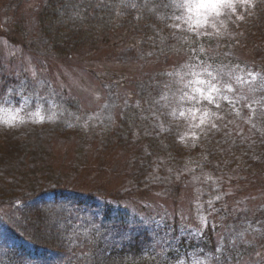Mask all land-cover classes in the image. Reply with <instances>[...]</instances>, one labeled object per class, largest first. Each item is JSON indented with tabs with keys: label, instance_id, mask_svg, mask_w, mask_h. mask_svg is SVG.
I'll return each mask as SVG.
<instances>
[{
	"label": "rangeland",
	"instance_id": "1",
	"mask_svg": "<svg viewBox=\"0 0 264 264\" xmlns=\"http://www.w3.org/2000/svg\"><path fill=\"white\" fill-rule=\"evenodd\" d=\"M37 1L0 0V34L18 41L0 35V257L3 249L17 247L18 235L33 233L34 227L8 214L12 202L27 199L33 201L30 208L41 210L39 215L52 212L58 218L67 212L64 245L56 248L71 254L61 264L77 263L84 240L96 232L98 216L93 226L72 223L83 207L64 202L58 193L73 188V180L90 171L85 159L95 148V137L121 124L122 141L140 153L135 175L103 177L76 188L88 184L99 191L108 181H118L116 199L127 196L160 208H152L144 220L137 206L126 204L131 214L127 225H108L97 253L101 245L117 248L133 237L141 239L138 253L110 263L133 264L136 255L142 264H161L162 256L170 259L165 264H264V42L251 37L259 47L247 57L242 44L246 46V35L252 40L234 26L245 7H256L260 0H250L252 6L237 0L234 12L222 9L206 23L203 16L176 7L184 0H166L163 6L161 0L155 6L156 0L143 6L140 0H129V12L144 27L136 29L142 35L140 49L116 45L118 51L108 50L104 37L93 42L102 43L94 56L82 52L73 59L56 48L59 37L38 35L35 46L30 35L17 37L16 32L26 30L14 28L17 19L27 18L30 4ZM197 19L201 25L189 31L185 21L194 24ZM219 40L227 42L224 53L217 52ZM233 40L241 43L237 53L229 47ZM118 151L107 152L115 158ZM139 175L147 183L137 184ZM29 176L32 180L25 181ZM145 192L149 197H139ZM173 195L178 196L174 206L169 199ZM19 207L27 216V201ZM175 210L179 219L169 223L166 217ZM176 234L189 239L186 249L179 250ZM158 245L164 255L155 252Z\"/></svg>",
	"mask_w": 264,
	"mask_h": 264
},
{
	"label": "trees",
	"instance_id": "2",
	"mask_svg": "<svg viewBox=\"0 0 264 264\" xmlns=\"http://www.w3.org/2000/svg\"><path fill=\"white\" fill-rule=\"evenodd\" d=\"M157 1L160 0L152 2L153 5L156 4ZM146 2V0L139 1L142 6ZM165 3L166 0H161L159 6L165 5ZM30 5L27 11V18L22 17L21 19H17L15 23V29H26L16 32L17 37L25 40L30 35L31 44L34 46L37 45L33 44V42L38 35H43L44 37H59L58 39L61 41L56 48L62 47V51L67 57L71 56L70 59H73L74 55H79L82 52H85L86 56L89 54L94 56L96 50L102 48V43L93 42L96 39L104 37L109 40L104 41L105 43H103V46L113 51L119 50L116 45L121 46V48L131 47L133 49H140V45L142 44V35L138 34L136 29H144V27L142 24L135 21L132 12H129V0H40ZM254 7H245L241 17L236 18L237 21L234 26L237 27L236 29L244 31L245 35L248 34L250 38L252 37L254 40L260 38V40L264 42V0H260V4ZM15 17H17V15H15ZM0 29L3 28L0 27ZM120 29L123 30L121 31ZM0 35L18 44L15 36L7 35L4 32ZM240 36L241 35H239V37ZM88 38L93 41L87 43ZM246 41V46L243 44L242 46L246 48L247 52L244 51L245 55L250 57L252 49H255V47L257 49L259 46L256 45V41H248L247 35ZM226 43L227 42L224 40H219L217 43V52L224 53ZM93 44H95V46H92ZM239 46H241V43L236 44L234 40L229 44L232 50L236 49L234 51L236 53L238 52L237 48ZM187 47L190 49L191 45H187ZM97 60V62H102L100 59ZM106 62H108L107 59ZM255 63L257 67L260 66L259 61H255ZM99 66L101 65L99 64ZM142 66L143 65L140 64V67ZM87 70H90V68H87ZM138 70L139 72L141 71L139 67ZM140 75L143 74L141 73ZM129 91L133 92L132 89H129ZM119 126L122 127L121 124L114 125L112 128L104 131L100 137H95L94 134V140L96 142L92 146H95V148H93L85 159V162H88L90 171L82 174L77 180L72 179L74 183L73 188L64 187L61 188V191L58 193L64 202L70 204L74 203V205L83 207V213L79 216L75 214L72 223L86 222L88 226H93V217L98 216L97 225H95L97 227L96 232L92 234L91 238L84 240L85 245L80 252L83 253V255L76 264H112L110 263L111 260H116L117 258L121 260L126 256L137 254L139 251V246H137V244L140 243L141 239H134L133 237H126V240L122 239L123 243L128 242V244H123L122 246L118 245L117 248L110 246L105 249L102 248L101 245V253H97L96 251L98 249L96 248H98L100 244L99 241L102 235H104L103 233L107 230L108 225H127L125 221L131 218V214L126 211V204H130L129 207L137 206V208L143 212V217H141V219L144 220L150 217V214L153 212L152 208H160L156 205L152 206L145 202H141V199H128L127 196L121 197L123 200L116 199L118 194V181L112 185H110V181H108V187L104 188L101 185L99 191L88 186V184L97 183L103 177L119 180L122 175L134 176L136 166H140L138 156L140 153L135 149L130 150L122 141V129L120 128L119 130ZM96 144H100V147H97ZM115 148L121 149L122 152L118 151L117 153L119 154H116L115 158H113V154L107 151H112ZM69 163H71V161H69ZM105 166L108 170H104ZM110 166L111 170L109 169ZM118 166V171L115 172L114 169ZM73 167L74 165L69 164V168L73 169ZM120 167H122V170ZM256 167L259 168L258 166ZM54 175L59 174L54 172ZM27 179L31 181L32 176L27 177L25 181ZM144 181H147L145 175H139L136 179L137 184ZM77 183L88 184L85 185V188H76L78 187ZM2 187L5 188L4 191L7 190L6 184ZM80 187H82V185ZM146 190H148L149 193H153L154 191L151 186H147ZM139 197L149 196L145 192L139 194ZM177 198V195H173L169 198L173 206ZM24 200L27 201L30 208L33 201L18 199L12 202L13 208L8 214L12 215L14 221L22 220L28 227H34L33 233L28 237L18 235L17 247L13 249H3L2 256L0 257L2 264H19V261H26L28 264H61L67 262L66 260L71 257V254L69 255L67 249L62 250V247H60L64 245L62 239L64 237V231L66 232L67 229L63 227L65 223L63 218L65 217L66 220H68L67 212H60L57 218L52 212V214L48 213V215L46 214L44 216L39 215L36 211L41 210L32 207L28 211V215L25 216L22 209L19 207ZM179 216V210H175L168 218L166 217V219H168L169 223H174L175 220L179 219ZM0 217L2 218L1 214ZM141 219L137 218L135 221H140ZM76 227L82 229L85 225H78ZM9 231L16 233L17 229L9 228ZM174 237L179 244V250L182 251L187 248L189 244L188 238L182 237L180 234H176ZM42 241L44 242L43 244L41 243ZM56 245H60L59 248H56ZM154 249L158 255H164L165 250L161 245L155 246ZM73 252L72 250V253ZM84 253L88 255L85 256ZM158 258L161 264H165L170 260L164 256ZM137 259L139 258L135 255V258H133L134 261L131 260V263L142 264Z\"/></svg>",
	"mask_w": 264,
	"mask_h": 264
},
{
	"label": "snow or ice",
	"instance_id": "3",
	"mask_svg": "<svg viewBox=\"0 0 264 264\" xmlns=\"http://www.w3.org/2000/svg\"><path fill=\"white\" fill-rule=\"evenodd\" d=\"M236 2L237 0H184L182 3H177L176 7L185 8L188 13L197 18L203 16L204 22L206 23L208 17L211 14L220 16L222 9L227 8L233 10L234 12ZM239 2L252 6L250 0H239ZM176 19H180V17H176ZM190 20L191 17H189V21ZM189 21H185L186 23H189V31H195L196 27L201 25V21L199 19H197L194 24L190 23ZM196 34L199 35L198 32ZM204 71L206 72L207 76L211 78V81H216L217 77L213 75L212 71H209L207 68H205ZM249 75L252 74L249 73ZM237 79H240V77L237 76ZM211 81H209L210 88L218 91V89H216L215 83H212ZM201 83H204V81H201ZM228 90L231 91V88L229 87ZM207 99L209 103H212V97L210 95L207 97Z\"/></svg>",
	"mask_w": 264,
	"mask_h": 264
}]
</instances>
